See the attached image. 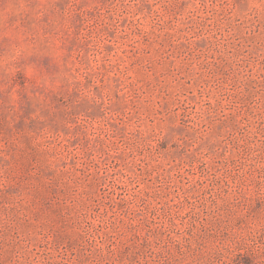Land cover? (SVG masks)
Here are the masks:
<instances>
[{
  "label": "rangeland",
  "instance_id": "rangeland-1",
  "mask_svg": "<svg viewBox=\"0 0 264 264\" xmlns=\"http://www.w3.org/2000/svg\"><path fill=\"white\" fill-rule=\"evenodd\" d=\"M0 264H264V0H0Z\"/></svg>",
  "mask_w": 264,
  "mask_h": 264
}]
</instances>
